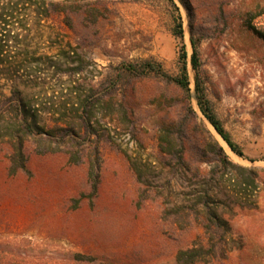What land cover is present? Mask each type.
<instances>
[{
	"label": "rangeland",
	"instance_id": "rangeland-1",
	"mask_svg": "<svg viewBox=\"0 0 264 264\" xmlns=\"http://www.w3.org/2000/svg\"><path fill=\"white\" fill-rule=\"evenodd\" d=\"M174 2L0 0V90L19 85L38 100L48 129L65 125L78 97L111 104L81 138L80 161L60 132L35 134L13 173L3 126L16 115L0 94V264H264V0ZM191 26L208 98L244 157L199 107ZM68 42L83 69H47ZM183 45L189 96L120 68L154 59L177 76ZM164 129L174 154L161 150ZM212 209L222 228L207 229Z\"/></svg>",
	"mask_w": 264,
	"mask_h": 264
},
{
	"label": "trees",
	"instance_id": "trees-1",
	"mask_svg": "<svg viewBox=\"0 0 264 264\" xmlns=\"http://www.w3.org/2000/svg\"><path fill=\"white\" fill-rule=\"evenodd\" d=\"M173 5L176 6L174 0H171ZM186 4L185 0H182ZM49 11L46 10L45 17H48ZM191 43L193 47V53L191 57V63L196 71L195 84H196V98L198 100L199 107L206 117V119L212 124V126L218 131L222 138L227 142L229 147L233 152L239 156L244 157L243 149L232 139L230 132L226 129L223 121L214 111L211 101L208 98L206 88L203 85L201 80L200 70L201 63L198 51V40L194 37V28L191 26ZM174 34L177 38L184 41L185 31L181 17L178 16L176 19V24L174 26ZM69 47V49H66ZM71 43L68 42L66 46H63L61 53L57 54L59 57L57 61H53V56H47V59L50 63L47 62V69L51 70L54 67V70L62 71L65 73H70V71H80L83 69V64L85 59L82 56H78L74 50L71 49ZM77 55V57L75 56ZM73 62H79L80 66H71ZM180 62H181V72L179 75L175 76L169 74L163 68V65L154 60V59H145L139 62H125L121 65V70L123 73L130 77L141 78L149 75H154L166 83L177 86L181 89L184 94H191V81L188 67V58L187 52L185 50V45L182 46L180 52ZM68 64L66 68H62L64 64ZM37 84H35L36 86ZM0 94L6 97V101L9 105L8 111L14 113L16 118L14 120H9L5 123L7 130L12 142V151L11 161H12V171L17 173L20 169H25L27 162V155L25 152V145L28 141L30 135H39L42 141L50 139L55 133L60 132L62 135L61 143L67 144L71 149L70 155L73 161H80L83 158L82 153L77 146L81 145V138L87 140L88 137L93 133V118L95 114L100 109H106L111 104L103 103L99 99H92L95 93L87 94L84 98L78 97V106L74 108L71 115H67L64 118V124H57L56 126L48 129L45 124L40 120V104L38 100L30 97L29 94H26L19 85H13L11 88V94L7 95L4 90H0ZM2 110H0L1 112ZM2 113V112H1ZM84 131V135L82 134ZM47 136H46V135ZM161 141V150L165 153L174 154V149L176 148L174 140L171 138L169 131L164 129V132L160 135ZM51 145V143H50ZM219 147V145H218ZM221 152L223 148L220 147ZM252 160V159H251ZM227 163V160H223ZM92 171L94 174L97 170V165L93 161ZM204 197H202L203 201ZM206 206L209 204L207 201H204ZM207 219L209 224H207V229L212 230V224H215L218 228H222L225 224V220L221 218L215 210L208 211ZM184 253V252H181Z\"/></svg>",
	"mask_w": 264,
	"mask_h": 264
},
{
	"label": "water",
	"instance_id": "water-1",
	"mask_svg": "<svg viewBox=\"0 0 264 264\" xmlns=\"http://www.w3.org/2000/svg\"><path fill=\"white\" fill-rule=\"evenodd\" d=\"M216 130V129H215ZM217 131V130H216ZM218 132V131H217ZM219 134V133H218ZM220 135V134H219ZM221 136V135H220ZM222 137V136H221ZM224 140V139H223ZM225 141V140H224ZM226 142V141H225Z\"/></svg>",
	"mask_w": 264,
	"mask_h": 264
},
{
	"label": "bare ground",
	"instance_id": "bare-ground-1",
	"mask_svg": "<svg viewBox=\"0 0 264 264\" xmlns=\"http://www.w3.org/2000/svg\"><path fill=\"white\" fill-rule=\"evenodd\" d=\"M229 146V145H228Z\"/></svg>",
	"mask_w": 264,
	"mask_h": 264
}]
</instances>
